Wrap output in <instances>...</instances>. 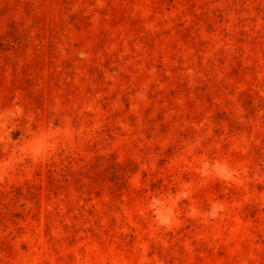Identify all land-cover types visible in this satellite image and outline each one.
I'll list each match as a JSON object with an SVG mask.
<instances>
[{"label": "rangeland", "instance_id": "1", "mask_svg": "<svg viewBox=\"0 0 264 264\" xmlns=\"http://www.w3.org/2000/svg\"><path fill=\"white\" fill-rule=\"evenodd\" d=\"M0 264H264V0H0Z\"/></svg>", "mask_w": 264, "mask_h": 264}]
</instances>
